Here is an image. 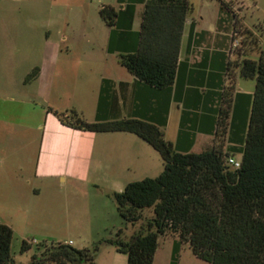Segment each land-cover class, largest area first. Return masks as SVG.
Segmentation results:
<instances>
[{"label":"crops","instance_id":"crops-1","mask_svg":"<svg viewBox=\"0 0 264 264\" xmlns=\"http://www.w3.org/2000/svg\"><path fill=\"white\" fill-rule=\"evenodd\" d=\"M52 1L61 7L31 12L37 32L24 46V56H17V47L0 57L9 65L0 73V218L14 233L23 226L37 229L54 222L68 231L77 224L69 222L71 211L85 203L94 187L104 199L133 181H125L129 173L144 178L152 176L151 169L159 175L164 168L159 153L136 134L82 131L63 124L55 111L74 108L88 121L137 117L160 125L179 151L209 147L227 66L234 59V21L243 20L233 4L237 17L220 9L213 28L189 16L175 81L155 89L118 57L139 45L145 0ZM105 5L118 12L112 26L100 15ZM35 67L39 74L25 82ZM87 72L96 77L91 89L71 86L84 84ZM246 80L239 78L236 84L233 122H243L250 107L255 84ZM177 239L176 234L159 238L153 264H171ZM67 242L74 245L71 238ZM113 253L108 252V264H126V254Z\"/></svg>","mask_w":264,"mask_h":264},{"label":"trees","instance_id":"trees-1","mask_svg":"<svg viewBox=\"0 0 264 264\" xmlns=\"http://www.w3.org/2000/svg\"><path fill=\"white\" fill-rule=\"evenodd\" d=\"M232 11V2L219 0ZM189 0H145L135 51L119 54V63L139 80L155 89L170 87L176 78L184 27L190 16ZM103 20L112 26L118 12L111 5L100 9ZM234 31L242 35L227 66L213 143L200 152L179 151L165 138L160 125L137 117L114 120H86L76 109L57 112L59 120L72 128L90 132H129L150 144L161 156L164 168L155 177L128 182L113 192L119 215L135 224L145 209L152 216L127 238L119 229L104 240L127 255L126 264H153L159 238L176 234L171 264H178L183 244L207 264H264V28L262 41L253 30ZM233 31V32H234ZM245 35V36H244ZM233 36V35H232ZM239 36V35H238ZM233 38V37H232ZM250 45V48H246ZM255 52L256 56L251 54ZM39 74L33 68L29 82ZM253 79L250 107L241 122H233L238 79ZM51 109V108H49ZM238 154L240 166L227 163ZM14 230L0 222V264H16L11 243ZM32 242L23 239L21 251ZM43 244L28 264H95L101 241L93 248L78 249L58 242Z\"/></svg>","mask_w":264,"mask_h":264},{"label":"rangeland","instance_id":"rangeland-1","mask_svg":"<svg viewBox=\"0 0 264 264\" xmlns=\"http://www.w3.org/2000/svg\"><path fill=\"white\" fill-rule=\"evenodd\" d=\"M189 1L192 4L190 16L197 18L203 27L213 28L216 24L220 9L225 12L219 0ZM224 1L232 2V4L237 6L240 10L237 14L242 17L243 20L239 21L240 26H238V28L244 30L245 34L246 30L255 31V29H257L256 37H259L258 42L262 41L260 37H262L261 34L263 33H260L261 31H259V28H264V0ZM51 5L54 8L61 7L60 4H56L52 0H0V57L5 56V54L14 53L17 47L20 49L19 55L17 56L22 57V54L24 56V53H22L25 49L24 46L26 47L33 33L35 35L37 32L36 25L31 20L33 19V16L30 15L31 12L37 8H49ZM72 7H74V4H72ZM226 31L227 30L224 28V32ZM238 35L239 38H241L242 35ZM246 35L250 36L248 33ZM246 48L249 49L250 45H247ZM251 56L255 57L256 53L253 52ZM1 61H3V59H1ZM1 61L0 73H3L5 72L4 70H6L5 66L8 67L9 65ZM94 80H96L94 73L87 72L85 74L84 84L77 83L71 86L89 90L92 88ZM245 80L246 79H242V81ZM246 83L249 85L255 84V81L253 79H247ZM86 113L89 112L87 111ZM194 151H200L199 146H197ZM234 157L238 158L239 155L236 154ZM153 171V169L150 170L149 173L152 175L150 177H155L159 173ZM129 174H131V176L128 175L125 181L129 179L138 180L143 177L137 174ZM93 190L95 193L93 192V194L85 200V203L74 206L75 210L71 211L69 222L75 223L76 221L77 224L75 223L76 225L72 226L68 231L57 229L60 225L56 224V222L50 223L44 228L36 229L23 226L20 230L17 229L11 243V252L15 263L28 264L32 255L35 253L40 257V252L43 250V244L41 243L50 245L52 243L62 242L68 244L69 242H67V240L71 238L74 241V245L72 246L78 249H92L96 242L101 241L102 244L97 251L95 264H108V259L110 257L108 252L113 253L116 247L111 243H105L104 240L114 237L119 229L122 230L121 236L128 238L134 230L139 229L143 222H146L147 218L152 216V209H145L140 221L135 224L126 222L116 211V203L111 196L112 193L107 194L104 199H100L95 187ZM101 200H104V205H101ZM107 202L109 206H105ZM58 232L60 234H58ZM23 239L32 242L31 247L25 251H21V242ZM33 240L35 241L33 242ZM121 254L125 253L121 252ZM158 262L160 261L158 260ZM66 264L71 263L68 262ZM80 264H90V262L84 260ZM178 264L207 263L197 258L188 244H183L178 256Z\"/></svg>","mask_w":264,"mask_h":264},{"label":"built area","instance_id":"built-area-1","mask_svg":"<svg viewBox=\"0 0 264 264\" xmlns=\"http://www.w3.org/2000/svg\"><path fill=\"white\" fill-rule=\"evenodd\" d=\"M233 38H232V42H231V52H234V50L240 45V38L238 36V32L234 31L233 32ZM227 163L233 165L234 167H239L240 166V160L234 156H229L227 159ZM0 222H1V218H0ZM35 240H33L34 242ZM68 244H71V242H69Z\"/></svg>","mask_w":264,"mask_h":264}]
</instances>
